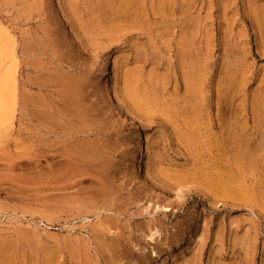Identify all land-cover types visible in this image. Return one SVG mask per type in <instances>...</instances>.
Wrapping results in <instances>:
<instances>
[{"label": "rangeland", "instance_id": "obj_1", "mask_svg": "<svg viewBox=\"0 0 264 264\" xmlns=\"http://www.w3.org/2000/svg\"><path fill=\"white\" fill-rule=\"evenodd\" d=\"M0 34V264H264V0H0Z\"/></svg>", "mask_w": 264, "mask_h": 264}, {"label": "bare ground", "instance_id": "obj_2", "mask_svg": "<svg viewBox=\"0 0 264 264\" xmlns=\"http://www.w3.org/2000/svg\"><path fill=\"white\" fill-rule=\"evenodd\" d=\"M14 44L0 34V136L13 129L17 103V57Z\"/></svg>", "mask_w": 264, "mask_h": 264}]
</instances>
